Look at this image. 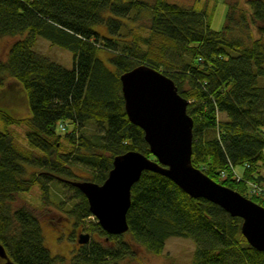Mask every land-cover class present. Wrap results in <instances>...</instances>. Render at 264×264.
Here are the masks:
<instances>
[{"label":"trees","instance_id":"16d2710c","mask_svg":"<svg viewBox=\"0 0 264 264\" xmlns=\"http://www.w3.org/2000/svg\"><path fill=\"white\" fill-rule=\"evenodd\" d=\"M246 2L249 10L228 3L224 25L216 31L204 10L167 0L155 1L146 29L116 17L141 10L136 0H0V37L22 35L0 61V87L5 76L15 79L31 114L15 117L0 109V243L10 260L65 264L45 247L35 214L25 206L12 208L16 194L38 184L47 201L49 183H61L77 198L65 211L87 230L85 220L92 215L85 196L57 176L102 183L118 154L136 150L154 158L142 129L127 118L119 81L120 73L141 63L163 72L188 100L192 164L264 207L262 177L254 176L264 164V26L257 24L264 21V0ZM94 24H105L110 34L93 30ZM236 29L249 42L233 36ZM37 36L70 50L72 67L37 52ZM99 49L109 51L114 69L97 56ZM60 122H69L71 130L59 133ZM88 122L95 132L84 130ZM12 125L25 126V144L9 131ZM237 165L243 166L241 175ZM253 185L260 190L253 191ZM126 220L128 230L118 235L96 221L92 229L106 244L84 243L69 264H123L137 245L158 255L170 237L194 241L192 264H264V252L241 234L240 217L189 196L156 172L143 171L132 185Z\"/></svg>","mask_w":264,"mask_h":264},{"label":"water","instance_id":"95a60500","mask_svg":"<svg viewBox=\"0 0 264 264\" xmlns=\"http://www.w3.org/2000/svg\"><path fill=\"white\" fill-rule=\"evenodd\" d=\"M119 81L127 118L142 129L154 158L136 150L118 154L102 183L57 178L85 196L89 212L102 230L118 235L128 230L126 213L132 185L145 170L159 173L189 196L204 198L230 216L240 217L241 234L250 246L264 252V207L214 181L192 164L193 120L186 112L188 100L178 93L174 82L145 63L120 73ZM88 241V233L78 235V243ZM0 258L5 264H16L1 243Z\"/></svg>","mask_w":264,"mask_h":264},{"label":"rangeland","instance_id":"374dc122","mask_svg":"<svg viewBox=\"0 0 264 264\" xmlns=\"http://www.w3.org/2000/svg\"><path fill=\"white\" fill-rule=\"evenodd\" d=\"M126 1V0H122ZM143 6L141 10H132L128 16H116L117 19L122 20L128 27L145 28L149 24L150 10L156 0H136ZM186 7H193L195 10H204L210 21V26L213 30H221L225 22V14L227 11L228 3H234L237 1L243 8L249 10L246 0H167ZM109 15L108 12L104 14ZM133 19H132V18ZM258 25L264 26L263 22H258ZM93 30L99 32L102 35H109L110 32L106 30L105 24L92 25ZM233 36H240L244 41L249 42L246 34L236 29ZM121 32H124L121 30ZM145 34V31H142ZM257 33L256 29H253V34ZM258 33L255 35L257 36ZM22 35H5L0 37V61L6 60L11 43ZM130 37V36H128ZM34 49L49 59L63 65L66 68H71L73 64L72 52L59 45L52 44L49 40L42 36H37ZM97 56L102 59L105 64L114 69L113 65L108 61L109 51L106 49L97 50ZM4 83L0 87V109H4L15 117H29L30 111L27 104L26 93L21 85L13 78L4 77ZM220 118L224 117L221 115ZM71 124L67 123L66 130H59L58 132L64 134L65 131H70ZM3 129V123L0 120V130ZM9 131L15 136L17 141L21 144L24 142L25 126L12 125L8 127ZM87 133H93L96 131V127L92 122H88L84 128ZM236 174L241 175L243 166L237 165L234 168ZM259 172H254V176L260 175L262 178L259 180V184L264 190V164L259 167ZM76 172L80 175L87 176V173L81 169H77ZM70 179V178H69ZM82 180H87L83 178ZM48 200H43L38 184H35L33 188L28 192H22L15 195L12 201V208L25 206L30 209L37 217L42 234L44 238V245L49 249L51 255H57L64 257V263L69 264V258L74 253L76 238L79 233H90L92 240L99 241L101 244H106L104 236L100 234L98 229L93 228V224L97 221L95 217H87L85 220L87 230H81V226L74 225L73 219L67 211L71 208L77 198L74 197V193L57 181L49 183ZM62 200H66L62 208H59V203ZM194 241L187 237H170L167 239L165 248L161 254H152L146 251L141 246L133 247L132 254L125 257L122 261L123 264H192V257L194 252ZM0 264H5V261L0 258Z\"/></svg>","mask_w":264,"mask_h":264},{"label":"flooded vegetation","instance_id":"af4514ba","mask_svg":"<svg viewBox=\"0 0 264 264\" xmlns=\"http://www.w3.org/2000/svg\"><path fill=\"white\" fill-rule=\"evenodd\" d=\"M81 230H83V229H81ZM85 233H87V232H85ZM80 234V233H79ZM89 234V240H90V238H91V234L90 233H88ZM76 245H75V250L78 252V251H80L81 249H82V247L84 246V244H80V243H78L77 242V238H76ZM69 260H70V258H69Z\"/></svg>","mask_w":264,"mask_h":264},{"label":"built area","instance_id":"2783aa9c","mask_svg":"<svg viewBox=\"0 0 264 264\" xmlns=\"http://www.w3.org/2000/svg\"><path fill=\"white\" fill-rule=\"evenodd\" d=\"M59 128H60L61 130H64V129H65V124H64V123H60V124H59ZM257 188H258V187H257L256 185H253L252 190H253V191H255V190H256V191H259L260 189H259V188L257 189Z\"/></svg>","mask_w":264,"mask_h":264}]
</instances>
